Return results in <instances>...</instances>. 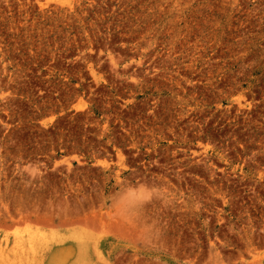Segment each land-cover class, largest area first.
Here are the masks:
<instances>
[{
  "label": "rangeland",
  "instance_id": "rangeland-1",
  "mask_svg": "<svg viewBox=\"0 0 264 264\" xmlns=\"http://www.w3.org/2000/svg\"><path fill=\"white\" fill-rule=\"evenodd\" d=\"M0 264H264V0H0Z\"/></svg>",
  "mask_w": 264,
  "mask_h": 264
}]
</instances>
